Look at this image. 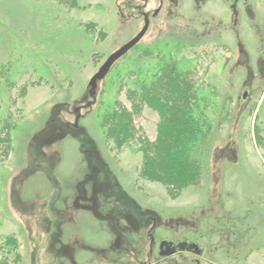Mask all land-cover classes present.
I'll return each mask as SVG.
<instances>
[{"label":"rangeland","instance_id":"1","mask_svg":"<svg viewBox=\"0 0 264 264\" xmlns=\"http://www.w3.org/2000/svg\"><path fill=\"white\" fill-rule=\"evenodd\" d=\"M170 61L212 121L178 189L140 172L139 140L107 134L110 112L137 104L156 139L160 112L136 92L161 74L170 105ZM162 240L200 253L161 255ZM143 262L264 264V0H0V264Z\"/></svg>","mask_w":264,"mask_h":264},{"label":"trees","instance_id":"2","mask_svg":"<svg viewBox=\"0 0 264 264\" xmlns=\"http://www.w3.org/2000/svg\"><path fill=\"white\" fill-rule=\"evenodd\" d=\"M167 63L161 64L160 70L161 72L164 71L167 66L170 68L168 71V93L165 96L171 103L170 105L161 102V98L165 95L163 93L164 87L158 83L161 81V74H157L159 80L155 85L153 80H141L138 91H135L148 107L160 112L162 122L158 126L160 130L156 139L149 140L134 125L133 114L140 112V106L137 104L133 105L134 112L125 108L112 110L107 117V119L112 118L107 120L111 124L107 134L108 138L115 141L116 146H118V142L130 141L133 138L139 140L142 144L140 148L142 151L140 172L147 178L167 182V184H171L173 189H178V186L180 188L181 185L189 184L196 179L198 165L194 154L201 149V141L206 138L204 130L206 127L210 128L212 121L204 118V111L197 105L192 106V102L195 104L194 100L199 98V93L191 89L187 80L189 75L182 71L177 62L170 61ZM180 83L181 85H179ZM200 99L202 100V98ZM197 113H199V117L195 118ZM195 137L201 138L197 144L193 141ZM149 153H155L160 158L159 161L153 163L149 158L151 155ZM156 171L160 174H155ZM8 248L16 249L15 243ZM17 256L18 254L14 256V260L17 259Z\"/></svg>","mask_w":264,"mask_h":264},{"label":"water","instance_id":"3","mask_svg":"<svg viewBox=\"0 0 264 264\" xmlns=\"http://www.w3.org/2000/svg\"><path fill=\"white\" fill-rule=\"evenodd\" d=\"M147 27H148V19L145 16L144 25L139 30V32L106 57V59L100 65L98 70L89 79L88 86H89L90 95H94L97 82L105 77L106 73L115 63V61L118 60L120 57H122L128 50H130L134 45H136L139 42V40L146 32Z\"/></svg>","mask_w":264,"mask_h":264},{"label":"flooded vegetation","instance_id":"4","mask_svg":"<svg viewBox=\"0 0 264 264\" xmlns=\"http://www.w3.org/2000/svg\"><path fill=\"white\" fill-rule=\"evenodd\" d=\"M86 197L87 196H85L84 198ZM151 242H152V238H151ZM184 250L191 251L197 254L200 253L199 247L195 243H188L186 240H175V241L162 240L160 243H158V253L164 256H168L172 254L174 255L175 253L177 252L180 253ZM141 264H146V263L143 262Z\"/></svg>","mask_w":264,"mask_h":264}]
</instances>
